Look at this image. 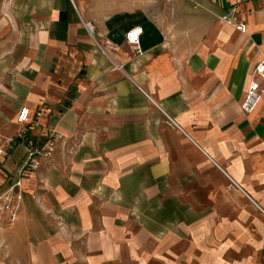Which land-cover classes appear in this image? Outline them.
I'll use <instances>...</instances> for the list:
<instances>
[{
    "label": "crops",
    "instance_id": "1",
    "mask_svg": "<svg viewBox=\"0 0 264 264\" xmlns=\"http://www.w3.org/2000/svg\"><path fill=\"white\" fill-rule=\"evenodd\" d=\"M262 58L264 0H0V195L56 133L0 264H264Z\"/></svg>",
    "mask_w": 264,
    "mask_h": 264
},
{
    "label": "built area",
    "instance_id": "2",
    "mask_svg": "<svg viewBox=\"0 0 264 264\" xmlns=\"http://www.w3.org/2000/svg\"><path fill=\"white\" fill-rule=\"evenodd\" d=\"M235 9H231L230 13L221 16L220 19L225 23L231 25L235 30L241 34L246 33V26L243 23H237L231 18V14ZM86 31L91 34L93 26L90 23L85 24ZM142 33L141 28H134L128 31L125 35L127 44L132 45L136 49V53L140 54L138 48L139 38ZM117 70H122V66L116 65ZM264 75V58H262L254 67L252 72V80L250 81L244 98L240 104V110L244 114L252 113L261 100L262 89L257 81L258 76ZM29 110L23 108L20 110L16 122L18 125H25L28 123ZM22 135V133L20 132ZM14 140L0 147V156H6L7 150L11 149ZM56 145V133L51 130L44 141L36 144H28L26 146L25 155L17 168L16 178L13 183L0 195V230L11 227L15 220L17 213L21 207V183L24 178L31 173L36 172L41 166L53 157Z\"/></svg>",
    "mask_w": 264,
    "mask_h": 264
},
{
    "label": "rangeland",
    "instance_id": "3",
    "mask_svg": "<svg viewBox=\"0 0 264 264\" xmlns=\"http://www.w3.org/2000/svg\"><path fill=\"white\" fill-rule=\"evenodd\" d=\"M22 153H23V152H20V156H21V157H22V155H23ZM20 156H19V158H20Z\"/></svg>",
    "mask_w": 264,
    "mask_h": 264
}]
</instances>
